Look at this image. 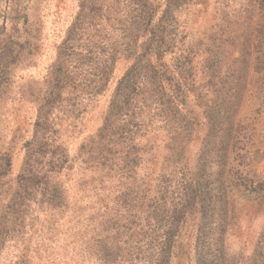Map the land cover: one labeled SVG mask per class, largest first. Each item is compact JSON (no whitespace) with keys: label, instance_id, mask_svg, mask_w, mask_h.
<instances>
[{"label":"trees","instance_id":"16d2710c","mask_svg":"<svg viewBox=\"0 0 264 264\" xmlns=\"http://www.w3.org/2000/svg\"><path fill=\"white\" fill-rule=\"evenodd\" d=\"M109 1L121 3L79 2L57 47L49 89L36 102L32 134L23 144L25 154L13 180L8 178L10 148L0 151V263L10 251L7 264H191L178 241L192 232L195 264H233L224 261L215 244H222L232 225L228 208L238 201L261 202L264 183L232 165L237 155L247 156L238 131L232 134L233 124L218 135V119L232 116L226 113L235 109L224 108L208 119L197 159L190 164L186 152L193 133L203 125L189 108L188 78L197 45L177 47L175 70L166 62L179 43L176 38L183 43L189 35L175 31L177 15L206 0H125L128 12L118 29L106 26L109 17L103 9ZM10 4L0 0L9 11ZM11 9L17 19L25 17L21 9ZM257 10L251 32L255 73L264 72V0ZM16 27L14 22L12 30ZM5 30L0 24V95L6 67L14 60L13 47L21 46L16 32ZM83 32L88 35L86 50L97 48L101 58L93 64L90 82L87 76L83 79L81 91L87 94L86 102L106 96L107 105L95 133L70 154L53 111L67 98V119L82 113L71 96L80 82L68 71V62ZM123 63L122 74L115 77V67ZM152 106L158 112L155 117L145 112ZM74 169L89 178L67 188V173ZM260 238L264 240V234ZM258 253L256 264H264V251Z\"/></svg>","mask_w":264,"mask_h":264},{"label":"rangeland","instance_id":"374dc122","mask_svg":"<svg viewBox=\"0 0 264 264\" xmlns=\"http://www.w3.org/2000/svg\"><path fill=\"white\" fill-rule=\"evenodd\" d=\"M8 1L11 2L10 11L9 8L0 6V24L5 25L6 34L16 32L13 36L21 46L13 47L14 60L8 63L1 85L4 93L0 95V151L10 148L11 169L8 178L13 180L20 171L25 154L23 144L32 134L38 107L36 102L49 89L57 47L64 41L66 32L79 11L81 0ZM120 2L109 1L107 7L104 5V15L109 17V22L105 24L107 28L118 29L122 26V20L128 11L125 0ZM258 2L259 0H206L204 5L192 3L190 5L193 6L183 8L173 27L178 35H189L184 38L183 43L179 37L176 38L179 43L166 58V62L175 70L174 58L179 54L177 47L197 45L198 56L191 63L192 76L188 78L189 88L192 90L189 108L198 115L203 125L193 133V142L189 145V152H186L190 164L197 159L199 147L208 130V119L220 111L222 113L224 108H231V111L235 109L233 114L230 111L226 113L232 116L221 115L218 119V135H222L228 124H233L232 134L238 131L241 145L247 148V156L242 159L237 155L232 165L243 167L247 177L264 183V72L255 73L252 69L255 54L251 32L257 20ZM11 8L21 9L25 17L17 19ZM14 22H17V31L16 28L15 31L12 30ZM85 32L80 35L73 49L75 53L69 56L68 62V71L76 75V80L79 79L80 83L73 88L72 95L68 93L69 90L66 91L67 96L76 97V107L82 109V113L68 120L65 112L69 108L65 103L67 98L63 103L56 104L53 111L60 128L58 135L70 154H75L81 144L95 133L107 105L106 96L86 102L87 94L81 91L85 90L83 79L87 76V82H90L91 76L95 74L93 64L101 58L97 48L92 53H89V48L86 50L88 35ZM191 66L188 65L190 68ZM124 67V63L115 67V77L122 74ZM182 111L185 112V109ZM145 112L148 116H157L158 113L153 106L150 113L148 110ZM143 116H146L145 113ZM157 120L155 118L153 122ZM159 125L160 123H155V126ZM218 154L216 152V157L213 156V168L219 158ZM213 168L210 170L213 171ZM67 177L66 187L72 188L77 179L87 180L89 175L74 169L67 173ZM228 209L231 211L229 214L232 216V225L224 233L222 244L215 242L218 250L224 261L256 264L255 254H262L264 251V240L260 242V237L264 234V195L261 202L238 201L234 203L233 210L231 207ZM191 223L192 221L188 225ZM179 239L178 244L181 242V246L188 251L187 256L190 254V260L192 258L191 264H195L194 253L191 251L193 233L184 234ZM8 253L10 251L4 253L0 264L8 263Z\"/></svg>","mask_w":264,"mask_h":264}]
</instances>
